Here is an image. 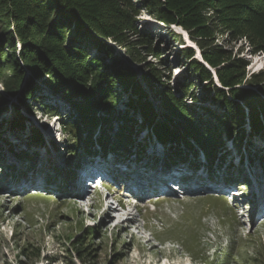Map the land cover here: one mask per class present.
Returning a JSON list of instances; mask_svg holds the SVG:
<instances>
[{"label": "trees", "instance_id": "trees-1", "mask_svg": "<svg viewBox=\"0 0 264 264\" xmlns=\"http://www.w3.org/2000/svg\"><path fill=\"white\" fill-rule=\"evenodd\" d=\"M140 1L136 7L132 0H0V82L5 92L17 96L28 68L34 78L25 83L21 99L26 111L31 112L37 103L51 115L60 114L36 84V78L45 79L49 92L64 95L68 117L62 120L67 136V147L63 149L76 160L70 161L66 169L69 174L73 165L96 156L104 161L110 155L113 163L133 156L146 169L141 163L145 152L149 153V141L164 146L163 156L153 152L148 157L152 155L153 161L166 168L187 162L198 167L206 165L212 175L227 171L232 164L224 165L225 158L217 167L215 162L218 153L226 150L224 145L232 140L240 154L243 147L248 149L249 162H260L264 167V151L256 144L264 143V72L246 79L245 60L232 59L223 46L207 42L214 39L215 29L222 27L234 38L247 37L255 47L253 53L264 50V0H227L229 3L220 10L226 16L215 17L218 26H213L215 19L203 12L208 7L217 11L216 0ZM141 8L165 25L182 27L201 48V56L211 70L193 58L191 47L182 49L185 59L190 60L186 64L191 65L190 75L197 76L198 85L203 83L200 99L192 91L195 84L189 75L177 76L178 92L168 85L170 73L164 76L163 71L173 62L161 58L163 52L155 35L136 25ZM172 35L180 39V34ZM128 36L135 37V42ZM109 39L129 44L134 61H145L143 53L158 59L157 66L150 64L144 78L152 87L158 84L155 89L164 109L161 114L148 98L138 72L117 60L107 44ZM153 40L156 44L152 47ZM18 41L24 47L21 55ZM213 70L221 87L213 83ZM120 92L129 94L122 98ZM6 102L0 91V113ZM25 120V115L19 113L0 122V151L3 146L29 168L36 163L37 153L8 139L10 134L22 139L26 136L29 146H43L41 131L31 126L26 131ZM144 130L149 132L148 137L140 136ZM52 144L59 150L56 142ZM200 156L205 160L200 162ZM1 159L5 157L0 152ZM17 167L10 166L12 173H17Z\"/></svg>", "mask_w": 264, "mask_h": 264}, {"label": "rangeland", "instance_id": "rangeland-1", "mask_svg": "<svg viewBox=\"0 0 264 264\" xmlns=\"http://www.w3.org/2000/svg\"><path fill=\"white\" fill-rule=\"evenodd\" d=\"M132 1L139 7L140 0ZM226 3L229 2L216 0L215 7L219 11L208 7L203 12L213 20L219 14L225 17L226 13L220 10ZM214 21L213 26H218V21ZM136 25L152 32L163 52L161 58L168 57L173 62L171 67H166L163 71L164 76L170 73L168 85L178 92L177 76L189 75V80L195 84L192 91L200 99V86L203 83L198 85L197 76L190 75L191 65H186L190 60L185 59L182 50L191 47L194 50L193 58L204 64L201 48L190 34L177 25H165L142 8L137 14ZM215 30L214 39L207 41L208 44L223 46L230 52L232 59L245 60L246 79L264 72V50L253 53L255 47L244 35L234 38L225 28ZM174 33L180 34V39H174ZM67 37L70 39L69 35ZM128 37L131 42H135V37ZM18 42V53L21 55L24 47L21 41ZM107 44L122 65L138 72L148 98L161 114L164 109L155 89L159 88L158 84L152 87L144 78L149 72L150 64L157 66L158 59L141 52L145 61H134L129 44L117 43L113 39L107 40ZM155 44L156 40H153L152 47ZM94 54L97 56L98 50ZM111 61L112 59L106 62ZM26 71L20 97L8 96L9 103L6 105H9L11 115L16 114L17 106L21 107L20 113L26 118V131L29 126L37 127L44 136V144L29 146L26 136L22 139L23 137H15L14 134L7 135L11 141L21 142V146L34 155L37 153V166L29 168L22 159L16 162L8 149L1 146L0 152L6 160H0V264H264V217L258 211L251 214L249 206L245 204L255 199L257 205L260 202L258 196L264 191V168L257 161H248V149H241V158L233 140L224 145L226 150L222 149L218 153V160L223 157L224 162L232 164L227 177L225 174L213 180L205 169L190 172L188 168L180 171L181 167L178 171L191 175V180L181 185L172 182L175 183V188L168 186V195L157 196L156 193L145 191V188L139 189L136 184H129L121 175L114 174L115 179L111 180L113 188L109 186L110 183L105 186L109 201L119 200L132 211L133 205L137 204L140 213L137 222L135 219L121 220V217L127 215V210L121 211L111 203L103 205L101 196L94 194L86 183L84 187L87 192L84 189L86 194L81 195V198H76L70 192L75 191L74 180L72 182L69 174L65 173H68L66 169L70 161L76 160L63 149L67 147V136L62 129V120L68 117L64 95L49 92L45 79L36 78V84L44 89L49 102L51 98L60 114L51 115L37 103L33 105L31 112L26 111L21 105V99L25 83L34 78L31 70L27 68ZM212 74L213 83L221 87L214 71ZM243 87L250 88L248 84ZM4 88V84L0 82V91H4ZM120 94L124 98L129 93ZM198 104L200 103L196 102ZM3 115H0V120ZM51 142H56L59 150ZM256 144L264 151V143L257 141ZM155 146L154 151H162L161 147ZM149 153L145 152L144 155L148 156ZM66 160H69L68 164ZM10 166H18L17 179L10 173ZM77 166L73 165L74 169L80 168ZM117 167L121 170L120 173L127 171L129 175L132 174L130 167ZM132 171L137 172L135 175L138 177L141 172L145 174L144 177L154 173L151 168L146 171L135 168ZM174 174L180 177V174ZM46 175L50 177L45 184ZM229 180L233 181L229 182L232 184H227ZM229 188L237 196L234 201L225 196L224 191ZM253 208L257 209V206Z\"/></svg>", "mask_w": 264, "mask_h": 264}, {"label": "water", "instance_id": "water-1", "mask_svg": "<svg viewBox=\"0 0 264 264\" xmlns=\"http://www.w3.org/2000/svg\"><path fill=\"white\" fill-rule=\"evenodd\" d=\"M179 27H180V26H179ZM180 28H182V27H180ZM201 58H202V57H201ZM132 60H133V59H132ZM202 60H203V58H202ZM203 62H204V64H205L210 70L212 69V67H211L207 62H205L204 60H203ZM213 71H214V74L216 75L215 70H213ZM216 77H217V75H216ZM1 92L3 93V95L5 96V98L7 99L6 104L9 103V101H8V96H14V95L5 92V89H4V91H1ZM14 97H20V91H19V93L17 94V96H14ZM6 104H4V110L2 111V113H0V115H3L4 113H6V115H3V116H2V119L0 120V122H1V121H4V120H8L9 118L12 119V118H14V117H17V116L19 115V113H20V109H21V107H20V106H17V107H16V108H17V110H16V114H14V115L9 114V105H6ZM21 105H22V104H21ZM5 107H6V108H5Z\"/></svg>", "mask_w": 264, "mask_h": 264}, {"label": "bare ground", "instance_id": "bare-ground-1", "mask_svg": "<svg viewBox=\"0 0 264 264\" xmlns=\"http://www.w3.org/2000/svg\"><path fill=\"white\" fill-rule=\"evenodd\" d=\"M201 57V56H200ZM92 162V161H91ZM86 165H88V163H86ZM77 167H81L80 165H78ZM142 181V180H141ZM141 181H139V183L141 184L142 182ZM73 182V181H72ZM260 183V182H259ZM143 185L141 184V187H142ZM73 187L75 188V193H78L79 195H80V193L82 192V195L83 194H86L85 193V191H84V189H85V187H84V181H83V179L82 178H79V179H77V180H74V182H73ZM264 187V186H263ZM258 190V189H257ZM256 191V190H255ZM259 191V190H258ZM87 192V191H86ZM264 195V191L263 192H261V194H260V196H262V198L264 197L263 195ZM77 197H80L81 198V196H77ZM264 199V198H263ZM264 206V200H263V203L261 204V206H260V208H262ZM109 209H111V207L109 206ZM264 213V212H263ZM261 216V215H260ZM263 218V217H262Z\"/></svg>", "mask_w": 264, "mask_h": 264}]
</instances>
